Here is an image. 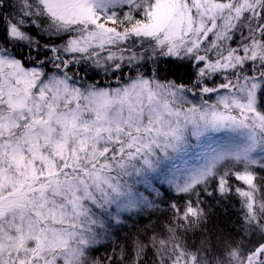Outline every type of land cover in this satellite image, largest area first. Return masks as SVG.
Segmentation results:
<instances>
[{
  "label": "snow or ice",
  "instance_id": "6c2138e0",
  "mask_svg": "<svg viewBox=\"0 0 264 264\" xmlns=\"http://www.w3.org/2000/svg\"><path fill=\"white\" fill-rule=\"evenodd\" d=\"M0 264H264V0H0Z\"/></svg>",
  "mask_w": 264,
  "mask_h": 264
},
{
  "label": "trees",
  "instance_id": "16d2710c",
  "mask_svg": "<svg viewBox=\"0 0 264 264\" xmlns=\"http://www.w3.org/2000/svg\"><path fill=\"white\" fill-rule=\"evenodd\" d=\"M237 184H242V182H235ZM239 197H233V200L231 201L232 203V209L230 211H235L239 209V203H238ZM217 213L219 214V209H217Z\"/></svg>",
  "mask_w": 264,
  "mask_h": 264
}]
</instances>
